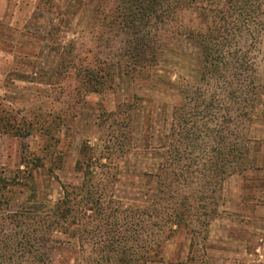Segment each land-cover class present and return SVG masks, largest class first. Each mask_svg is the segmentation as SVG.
Instances as JSON below:
<instances>
[{
  "label": "rangeland",
  "instance_id": "374dc122",
  "mask_svg": "<svg viewBox=\"0 0 264 264\" xmlns=\"http://www.w3.org/2000/svg\"><path fill=\"white\" fill-rule=\"evenodd\" d=\"M41 1L45 2L0 0V218L33 204L44 213L62 197V185H80L83 174L77 161L82 147L89 154L117 144L110 133L112 118L104 110L114 111L119 103L131 100L136 146L119 160L121 173L114 195L126 203L147 205L155 188L146 174L154 172L160 160L153 145L143 149L147 126L155 135L174 126L176 152L183 136H187L186 145L193 146L191 150L198 145L214 146L220 114L225 108L221 110L219 100L232 108V98L227 93L225 98L220 97L215 90L220 89L219 83L209 80L206 85L199 81L203 69L200 47L181 35L171 41L151 80L132 81L124 75L123 65L117 63L115 86L102 94H88L84 101L72 102L61 119L63 124L57 126L59 133L54 131L57 129L28 126L50 107L61 109L66 94L71 95L75 84L72 79L64 78L59 86L48 85L49 71L59 60L58 53L71 46L76 52L72 57L79 63L82 57H92L89 49L95 41L85 27L95 0ZM263 8L261 5L251 14L255 16ZM53 27L55 30L48 35ZM230 45L238 60L234 61L232 89L241 84L242 90L250 93L249 103L255 100L250 107L244 104L246 109L241 103L238 112L244 115L253 111L249 136L257 142L254 156L259 158L261 168L226 178L206 240L191 222V230L177 231L164 244L163 259L154 264H264V27L259 31L245 25ZM206 76L211 78L210 74ZM224 82L229 83V77ZM221 86L224 87L223 82ZM200 90L206 92L203 100L211 101L209 108L199 104ZM141 94L144 99L139 98ZM55 97H60L59 103ZM241 97L245 98L242 94ZM181 101L187 105L188 133L177 131L179 112L173 114L174 106ZM234 118L228 123L229 136L240 135L236 128L244 122ZM49 132L55 135L52 140L48 139ZM120 156L117 151L112 155L114 161ZM179 165L176 159L175 166ZM4 224L0 220V225ZM191 239L195 244L193 261L188 259ZM43 250L52 264L82 263L78 261L77 240L58 230L50 234Z\"/></svg>",
  "mask_w": 264,
  "mask_h": 264
},
{
  "label": "trees",
  "instance_id": "16d2710c",
  "mask_svg": "<svg viewBox=\"0 0 264 264\" xmlns=\"http://www.w3.org/2000/svg\"><path fill=\"white\" fill-rule=\"evenodd\" d=\"M92 5L85 25L95 40L89 49L92 57H82L76 63L72 57L76 52L71 46L66 50L62 48L47 81L49 86H59L64 78L74 80L71 95L66 94L63 110L50 107L40 118L28 122V126L57 129L63 124L61 119L64 120L72 102L84 101L88 94H102L115 86L117 63L123 65V73L130 80H151L171 41L181 35L200 47L203 69L199 81L206 85L209 80L219 83L220 89L215 90L221 98H225L226 93L232 98V108L219 100L221 110L225 108L220 114L215 145H198L197 151L186 145L187 136H183L178 144L179 152H176L174 126L160 135H155L152 127L147 126L143 149L153 145L160 160L154 172L146 174L152 179L155 193L145 206L126 203L114 195L121 173L119 160L136 146L133 102H121L114 111L104 110L112 118L110 133L117 144L89 154L83 146L82 156L77 161L83 181L80 185H62V197L44 213L40 212L39 205L33 204L0 218L6 222L0 225V264H52L43 249L50 234L57 230L77 240L81 264L161 262L164 244L177 231L191 230L194 224L203 240L207 239L208 226L217 213L227 177L261 168L256 165L254 156L257 142L249 136L253 111L248 110L244 115L238 112L241 103L246 109L244 104L250 107L255 100L249 103L250 93L243 91L241 84L232 89L236 71L234 61L238 60L230 51V43L245 25L249 29L253 26L262 30L264 8L255 16L251 13L264 5V0H95ZM54 30L50 28L47 34ZM227 76L229 83L224 82ZM198 93L199 104L209 108L211 101L203 100L206 92L200 90ZM60 94L58 91L57 95ZM59 99L55 97L54 101L59 103ZM186 106L182 101L174 106L173 114L179 112L176 119L180 133L190 131ZM233 118L244 121L236 128L240 131L238 136H229L228 126ZM54 131L60 132L59 129ZM54 136L51 134L48 139ZM114 151L121 154L115 161ZM176 159L180 162L178 167ZM194 246V241H190L189 261L194 260Z\"/></svg>",
  "mask_w": 264,
  "mask_h": 264
},
{
  "label": "crops",
  "instance_id": "0c3cea01",
  "mask_svg": "<svg viewBox=\"0 0 264 264\" xmlns=\"http://www.w3.org/2000/svg\"><path fill=\"white\" fill-rule=\"evenodd\" d=\"M256 160H257V163H256V165L258 166L259 165V163H260V160H259V158L256 156ZM261 166V165H260Z\"/></svg>",
  "mask_w": 264,
  "mask_h": 264
}]
</instances>
